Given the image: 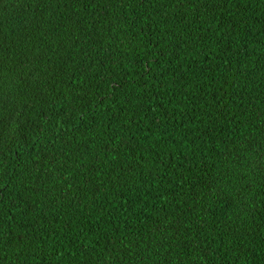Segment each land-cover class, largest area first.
Segmentation results:
<instances>
[{
	"label": "trees",
	"instance_id": "16d2710c",
	"mask_svg": "<svg viewBox=\"0 0 264 264\" xmlns=\"http://www.w3.org/2000/svg\"><path fill=\"white\" fill-rule=\"evenodd\" d=\"M0 264H264V0H0Z\"/></svg>",
	"mask_w": 264,
	"mask_h": 264
}]
</instances>
